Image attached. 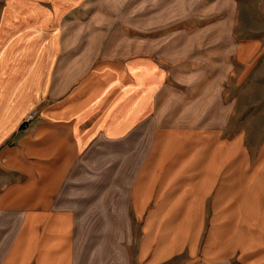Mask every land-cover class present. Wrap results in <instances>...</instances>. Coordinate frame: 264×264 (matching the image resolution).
<instances>
[{
	"label": "crops",
	"instance_id": "obj_1",
	"mask_svg": "<svg viewBox=\"0 0 264 264\" xmlns=\"http://www.w3.org/2000/svg\"><path fill=\"white\" fill-rule=\"evenodd\" d=\"M90 1L0 0V151H7L8 165L23 175L0 190V227L8 218L15 222L0 264H80L85 261L78 249L81 235L82 256L97 257L101 249L92 250V243L103 234L104 215L116 212L126 216L125 230L133 226L137 234H128L127 244L119 245L116 254L112 251L117 258L111 264H232L230 251L237 246L238 264H264L261 213L251 216L253 223L239 226L238 244L227 235L217 248L223 223L214 221L207 224L206 240L202 238L203 216L222 215L226 206L222 208L220 193L216 195L215 174L179 177V151L167 155L170 160L164 151L163 141L172 133L167 128H160L148 143L126 206L85 203L78 211L72 203L68 185L73 171L87 167L83 160L90 150L117 144L150 120L164 80L162 70L149 60L107 57L86 64L80 60L81 47L59 46L57 39L65 31L57 27ZM141 69H150L156 80L149 77L137 89L134 73ZM35 107L39 119L21 135L15 154L8 152L7 137ZM210 163L208 153V167ZM78 198L82 204L88 192L80 190ZM121 246L133 249L135 261L121 257Z\"/></svg>",
	"mask_w": 264,
	"mask_h": 264
},
{
	"label": "rangeland",
	"instance_id": "obj_2",
	"mask_svg": "<svg viewBox=\"0 0 264 264\" xmlns=\"http://www.w3.org/2000/svg\"><path fill=\"white\" fill-rule=\"evenodd\" d=\"M57 30L65 31L64 38L57 39L60 47H81L82 63L107 57L149 60L164 74L153 117L125 140L90 150L83 160L87 167L73 171L68 187L78 211L85 203L126 206L131 179L148 153V143L155 141L160 128H167L172 133L163 141L164 151L166 156L179 151V177L215 174L216 195L220 193L222 208L226 206L222 215L203 216L202 238L206 240L208 222L223 223L217 230V248L227 235L238 244L237 230L253 223L251 216L261 215L264 224V0H91ZM141 71L134 73L137 89L149 77L156 80L150 69ZM33 110L38 116L27 122ZM38 119L37 107L22 118L19 130L5 141L8 152L15 154L21 135ZM5 153L0 151V190L23 176L8 165ZM80 190L88 192L82 204ZM118 214L104 215L103 234L92 243V250L101 249L97 257L82 256L85 237L80 236V260L86 261L80 264H111L117 258L112 251L116 254L119 245L127 244L128 234L136 236L133 226L125 230L126 216L120 214L117 220ZM14 223L8 218L0 227V256L14 234ZM120 250L126 262L129 257L135 261L132 248ZM230 253L232 264H238L239 247Z\"/></svg>",
	"mask_w": 264,
	"mask_h": 264
},
{
	"label": "built area",
	"instance_id": "obj_3",
	"mask_svg": "<svg viewBox=\"0 0 264 264\" xmlns=\"http://www.w3.org/2000/svg\"><path fill=\"white\" fill-rule=\"evenodd\" d=\"M37 110H33L30 114H29V116H27V119H26V121L27 122H29V121H31V120H34V119H36L37 118Z\"/></svg>",
	"mask_w": 264,
	"mask_h": 264
}]
</instances>
